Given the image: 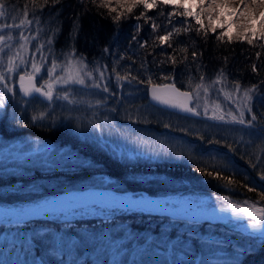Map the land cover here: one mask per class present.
<instances>
[{
  "label": "trees",
  "instance_id": "trees-1",
  "mask_svg": "<svg viewBox=\"0 0 264 264\" xmlns=\"http://www.w3.org/2000/svg\"><path fill=\"white\" fill-rule=\"evenodd\" d=\"M3 2L8 10L27 15L42 28V39L51 42L49 62L69 58L93 71L102 68L114 98L132 100L120 107L137 116L130 125L137 133H147L148 140L166 141L169 152L156 160L115 156L100 141L77 134L54 115L33 121L46 103L38 97L25 99L17 88L0 111V147L33 139L49 147V160L43 156L23 164L0 161V205L24 209L63 193L104 188L144 191L154 197L194 193L209 196L218 206H264V180L260 179L264 174V41L256 36L252 44L230 36L220 39L227 29L219 28L215 33L209 28L205 35L203 25L183 16L184 8L159 1L147 10L141 4L131 14L123 9L109 13L99 7L101 0ZM121 12L123 18L116 22L113 17ZM169 33V40L161 44L159 37ZM153 84H173L197 94L203 88L248 91L251 111L245 120L251 121L253 114L257 119L248 127L195 120L157 108L148 98ZM21 184L26 192L16 193ZM125 212L115 214L111 222L105 221L112 211L106 217H57L19 227L0 226V264H31L33 257L43 258L46 264H64L48 255L50 243L61 242L69 246L64 249L68 264H76L70 246L90 234L100 239L75 249L79 264L98 260L103 264H229L233 260L264 264V237L217 223ZM69 222L72 227L66 229L64 224ZM41 228H50L53 239L37 240L29 254L25 234L31 237ZM6 233L16 234L6 239Z\"/></svg>",
  "mask_w": 264,
  "mask_h": 264
},
{
  "label": "rangeland",
  "instance_id": "rangeland-1",
  "mask_svg": "<svg viewBox=\"0 0 264 264\" xmlns=\"http://www.w3.org/2000/svg\"><path fill=\"white\" fill-rule=\"evenodd\" d=\"M157 1L163 3V0ZM171 1L172 2L168 4L172 6H178L181 1H183V3L186 4L184 11L186 12L187 9L190 8L193 16L200 10L196 6L195 0ZM234 7H239L238 0H236L235 4L230 3L228 11H231ZM259 11H261V9H257V13H259ZM5 12L6 16L0 17V35L4 36V41L0 43V74H4L6 77L4 83L0 84V96H3L5 101L8 100L9 96L14 94L17 88L20 91V75H24L25 77L32 76L37 87L41 88V91L47 92L48 85L51 84L52 86L53 100L44 102L43 99L40 98V100L46 103L40 107V110L38 109L36 111L35 117H43V119L40 120H44V118L50 114L54 115V117L59 119L60 123L67 124L77 134L84 135L85 137L88 136L92 141H95V139L100 141L103 147L107 148L108 151L118 157L129 159L144 157L146 159L156 160L160 158L161 153L163 155H168L169 149L168 147H164V144L167 143L166 141L156 140L152 137L148 140L147 133H137L135 126L130 125V122L135 120L137 116L130 111L120 110V107L121 105L132 102V100L129 98L123 101L120 100L117 95L116 97L118 98H114L109 85V76L102 68H97L95 69L96 71H93L84 63L69 58L60 62H49L51 42L50 39H42V28L36 22L28 18L27 15H21L18 11L11 12L6 8ZM223 19L231 23L235 20V17L225 16ZM206 20L207 18L205 16L204 21ZM21 21H24V23L22 24ZM28 21H31V23H28ZM206 22L208 26V21ZM240 24L241 21L235 20L233 26L227 29L230 37L237 38V33L242 31ZM203 27L205 28V24H203ZM259 32L260 24L259 20H257L255 34L253 36H256L258 40L261 39ZM261 40L264 41V39ZM44 41H46V43ZM53 63H55L56 67L52 77H49L47 71L52 68ZM33 64L36 65L39 71H34L32 67ZM9 69H12V71H9ZM82 71L91 72L93 79L101 85V88L105 86L108 87V92H102L93 88L91 80L87 79V87L74 84L72 81L81 77ZM101 72H103L104 75L103 80L100 79ZM59 77H66V79L62 80L59 79ZM117 87V90L120 91L122 86L119 82ZM8 89H12V91H8ZM221 91V88H216L214 92H210L209 89L203 88L198 94L194 93L196 99L194 108L204 119L215 123H232V117L229 116L228 113L232 112L233 115H238L239 113L237 110H244L245 107H249V98L245 95L248 91H226V89H223L224 92ZM64 96H68L69 99L67 101L64 100ZM34 98H37V96H34L32 99ZM108 101L110 103H108ZM1 110L2 109H0V111ZM247 113L248 111L245 112V117H247ZM221 116H223L227 122L219 120L218 117ZM213 117H217V119H213ZM48 148V146L40 144L39 141L25 138L10 145L1 146L0 161L4 162L6 160L8 162H20L23 164L28 161H36L38 160L37 157L40 158L43 156L44 160H47L49 157ZM96 190H109L120 193L112 189L98 188ZM155 198L166 199L173 207H189L191 210H211L214 208H225L230 205L218 206L209 196L194 193L157 196ZM237 205L246 206L241 204ZM246 207L257 208L264 206L257 205ZM7 208L18 211L24 210L14 206H8ZM112 210L113 209L109 207H103L101 205H81L72 209L51 213L47 216V219H54L57 217H62L63 219L106 217ZM122 210L128 211L127 209ZM246 223L248 222L239 221L235 223L238 227L232 229L247 235L264 237L263 231L253 230L249 228ZM15 234L16 233L7 234L4 237L6 239H12Z\"/></svg>",
  "mask_w": 264,
  "mask_h": 264
},
{
  "label": "snow or ice",
  "instance_id": "snow-or-ice-1",
  "mask_svg": "<svg viewBox=\"0 0 264 264\" xmlns=\"http://www.w3.org/2000/svg\"><path fill=\"white\" fill-rule=\"evenodd\" d=\"M44 2H45V4H47L48 0H44ZM53 2L54 3L59 2V0H53ZM93 2H95V0H93ZM156 2H157V0H115V7H113V0H101L99 7L100 8H107L109 13H115L119 9H123L124 11L131 14L133 12V9L135 7L141 5V4H142L143 8L145 10H147L150 7H152ZM169 2H170V0H163V3L165 5H167ZM195 3H196V6L200 9L199 11H197L195 16H193L192 10L190 8H188L187 11L183 13V16L191 17L192 19L195 20V23L197 25H203L204 24V17L206 16L209 27H206L203 29L205 35L207 34L209 28L213 33H215L218 27L221 29H230L233 26V24L235 23V20H239V21H241L240 28L242 29V31L237 33V38L241 39V40H246L248 44H252L253 43V35L255 34L256 21L259 20V24H260L259 35H260L261 39H264V0H238L239 7H234V8H232L231 11H228V7H229L230 3L235 4L236 0H195ZM6 7H7V5L3 2V0H0V17L6 16V12H5ZM178 7L183 9L186 7V4L181 2L178 5ZM257 9H261V11H259V13H257ZM225 16H227V17H233L234 16L235 20H233L231 23H228L225 21V19H223ZM122 18H123V12H121V14L119 16L113 17V19L116 22H119ZM21 23L23 24L24 21H21ZM28 23H31V21H28ZM137 28L139 29V25H137ZM152 28H153V31H155L156 25L153 24ZM176 31L179 32L180 29H176ZM170 35H171V33H169L167 35H161L159 37L160 43L164 44L165 42H167L169 40ZM227 36H229V32L223 31L219 38L224 39ZM3 41H4V36L0 35V43H2ZM173 62H175V61H173ZM32 67H33L34 71H39V69L36 67L35 64H33ZM55 67H56V65H55V63H53L52 68L47 71V75L49 77H52V74H53V71L55 70ZM253 70L255 71V66L253 67ZM9 71H12V69H9ZM5 79H6L5 75L0 74V84H3ZM28 79L30 82L29 87H25L24 86L25 76L24 75L19 76L20 91L25 96H28L32 93H40L47 100H49V101L53 100V93H52L51 84L48 85V91L47 92H41V88L37 87L35 85V83H32L33 77L29 76ZM59 79L63 80V79H66V77H59ZM86 79L91 80L93 88L98 89L102 92H108V90H109L108 87L105 86V87L101 88V85L99 83H97V81L95 79H93L91 72L82 71L81 77L74 79L72 82L74 84H78V85L87 87ZM100 79L101 80L104 79L103 72H101V74H100ZM237 88H239V85H237ZM163 90L171 91L175 96L183 97V98H185V100H187L189 98L188 92H186V91L181 92L173 84H167L166 86H163ZM8 91H12V89H8ZM250 91H254V90H250ZM151 95H152V99L154 101H158L161 104H165L166 107H171L173 109L179 108L180 110H182L184 112L191 113L192 115H198L199 114L198 112L194 111L193 108L188 107L187 104H169L166 100L161 99L157 95V88H152ZM245 95L248 96L249 99L251 98L248 95V93H246ZM63 99L67 101L69 98H68V96H64ZM4 107H5L4 97L0 96V109H3ZM237 111L239 113L238 115H233L232 112L228 113V115L232 117V119H231L232 123H236L239 125H245V126L250 127L251 122L256 121V119H257L256 115L253 114V115H251V121L245 120V118H244L245 112L246 111L250 112L251 111L250 107H245L244 110H237ZM37 119L38 118L35 116L32 117L33 121H35ZM39 119H43V117H40ZM213 119H217V117H213ZM218 119L221 121H225V118L223 116L218 117ZM225 122H227V121H225ZM79 166H83V165H79ZM135 178L136 177H133L134 181L136 180ZM260 179L264 180V174H262L260 176ZM36 183L37 182H33L32 185H35ZM39 187L41 189H43L42 185H40ZM118 191H120V193L122 195L131 194L133 200H142L144 198V196H148L144 192H136V191L129 192L127 189H119ZM248 191L251 192V191H253V189L249 188ZM15 192L16 193H24V192H26V188L23 184H21V187L19 189H17ZM42 192L33 191V193H36L39 195H42ZM46 198L47 197H44L42 199H46ZM223 199L225 201H227L228 196H224ZM38 200H41V199H38ZM34 202L35 201H33L31 203H34ZM231 207L233 210H235L237 208V205L232 204ZM221 210L223 211V209H221ZM256 211L260 212L261 214H264V209H256ZM131 212L152 215L150 213H143V212H138V211H131ZM119 213H126V212L122 209H113L111 219H109L105 222H111L113 220V216L115 214H119ZM234 215H235V212H234ZM247 215H248V219L251 221L248 224V227L253 229V230H260L262 227V223L257 218V216H255L251 211L248 212ZM28 222H30V221H25L21 225H14V226L19 227V226H22ZM64 225H65L66 229H70L72 227V222L65 223ZM117 227H119V225ZM109 236L110 237L112 236V232L109 233ZM193 236H195L194 233H193ZM45 237H51V239H53L52 235H51V229L50 228H41V229L37 230L36 232H33L31 237H27V234H25V239H24L23 243L28 246L29 254H31L35 250L33 248L34 243L37 240H43ZM99 239H100V237L90 234L89 237H83L80 240L79 244L70 246L71 250H72V254H73V259L76 261V264H79V260L74 255L75 249L80 247V246H84V245H92V244H94V241H98ZM50 244H51V247L48 250V255L52 258H55L58 260H63L64 264H68V261L66 260V256L69 253L64 251V249L66 247H69V246L64 244L63 242H61L59 244H56V243H50ZM189 251H191V250L189 249ZM237 251L243 252L242 249H238ZM31 264H46V262L44 261L43 258L33 257L31 260ZM85 264H87V261H85ZM94 264H103V261L98 260L97 262H94ZM116 264H119V262H116ZM181 264H185V262H181ZM229 264H239V261L233 260V261H230Z\"/></svg>",
  "mask_w": 264,
  "mask_h": 264
},
{
  "label": "bare ground",
  "instance_id": "bare-ground-1",
  "mask_svg": "<svg viewBox=\"0 0 264 264\" xmlns=\"http://www.w3.org/2000/svg\"><path fill=\"white\" fill-rule=\"evenodd\" d=\"M170 2H172L170 0ZM97 203L103 207L135 209L140 211L165 214L170 216H178L182 218L206 220L212 222H221L227 225L238 227L237 222L246 221V225L251 222L248 219V212H252L261 221L262 227L260 231L264 232V214L256 211V209L264 208H244L237 206L235 210L231 205L221 209L211 210H191L189 207L176 208L170 205L166 199L153 198L144 196L142 200H133L131 194L122 195L108 190H87L82 192H73L64 194L56 198V200L46 208H32L18 211L14 209H3L0 207V223H16L25 222L32 219L47 217L51 213L60 210L72 209L81 205ZM235 212V215H234ZM243 227V226H241ZM245 227V226H244Z\"/></svg>",
  "mask_w": 264,
  "mask_h": 264
},
{
  "label": "water",
  "instance_id": "water-1",
  "mask_svg": "<svg viewBox=\"0 0 264 264\" xmlns=\"http://www.w3.org/2000/svg\"><path fill=\"white\" fill-rule=\"evenodd\" d=\"M29 77H25V81H24V86L25 87H29ZM32 83H35V80L33 79L32 80ZM163 86H166V85H151L149 87V90H148V94H149V99L151 101V103H153L155 106L157 107H160V108H163V109H166V110H169V111H172L174 113H178V114H181V115H184V116H187V117H191V118H195V119H201L202 116L201 114L194 108V104H195V96L192 92H189V91H186L189 93V98L187 100H185V98L183 97H178V96H175L171 91H167V90H163ZM175 86V85H174ZM176 87V86H175ZM152 88H157V95L163 99V100H166L169 104H187L188 107L190 108H193L194 111L198 112L199 114L198 115H192L191 113H188V112H184L182 110H180L179 108H176V109H173L171 107H166L165 104H161L159 103L158 101H154L152 99V95H151V90ZM177 89H179L178 87H176ZM181 92H185V90H182V89H179ZM43 92V91H41ZM24 95V94H23ZM34 95H37V96H40L45 102H49V100H47L43 95H41L40 93H32L28 96H25L26 98H30ZM56 200V198L42 204V205H39L37 206V208L41 207V208H46L47 206H51V204ZM88 205H99L97 203H92V204H88ZM111 209H115V208H112V207H109ZM244 208H248V207H244ZM214 209H220V208H214ZM132 210H135V209H132ZM135 211H140V210H135ZM144 213H150V214H157V215H162V214H158V213H151V212H146V211H142ZM165 216H168L170 217L171 219H175V220H180V221H187V222H203V221H206V220H196V219H189V218H182V217H178V216H170V215H165ZM221 223V222H219ZM20 225L22 224L21 222L19 223H9V224H6V223H3L1 222L0 223V226L1 225ZM221 224H224V223H221ZM225 226L229 227V228H236L234 226H231V225H227V224H224Z\"/></svg>",
  "mask_w": 264,
  "mask_h": 264
}]
</instances>
